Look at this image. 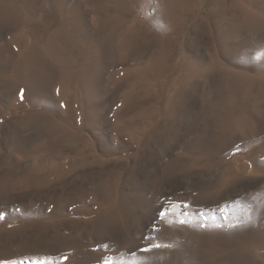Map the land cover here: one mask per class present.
Wrapping results in <instances>:
<instances>
[{
  "label": "rangeland",
  "instance_id": "rangeland-1",
  "mask_svg": "<svg viewBox=\"0 0 264 264\" xmlns=\"http://www.w3.org/2000/svg\"><path fill=\"white\" fill-rule=\"evenodd\" d=\"M105 260L264 264V0H0V264Z\"/></svg>",
  "mask_w": 264,
  "mask_h": 264
},
{
  "label": "snow or ice",
  "instance_id": "snow-or-ice-1",
  "mask_svg": "<svg viewBox=\"0 0 264 264\" xmlns=\"http://www.w3.org/2000/svg\"><path fill=\"white\" fill-rule=\"evenodd\" d=\"M106 247V246H105ZM103 264H111V261H109V260H105L104 262H103Z\"/></svg>",
  "mask_w": 264,
  "mask_h": 264
}]
</instances>
